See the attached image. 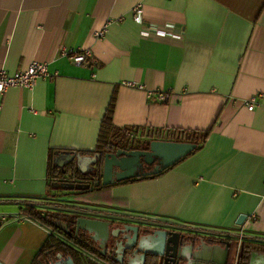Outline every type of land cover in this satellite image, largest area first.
<instances>
[{"label":"crops","instance_id":"1","mask_svg":"<svg viewBox=\"0 0 264 264\" xmlns=\"http://www.w3.org/2000/svg\"><path fill=\"white\" fill-rule=\"evenodd\" d=\"M64 52L90 57L75 65ZM35 62L54 79L0 95V263L32 264L50 236L19 214L26 204L79 208L114 229L125 219L190 233L194 251L202 241L264 242V0H0V72ZM115 92L117 128L139 138L211 131L206 144L154 179L53 189L57 153L96 150Z\"/></svg>","mask_w":264,"mask_h":264},{"label":"water","instance_id":"2","mask_svg":"<svg viewBox=\"0 0 264 264\" xmlns=\"http://www.w3.org/2000/svg\"><path fill=\"white\" fill-rule=\"evenodd\" d=\"M147 149H117L105 155L86 156L80 153H57L56 163L63 175L91 173L93 188L111 187L129 180L158 176L191 155L197 145L164 140L147 141ZM70 166L72 172L64 169ZM55 190L83 192L91 189L90 184L77 182H54ZM245 217L237 225L242 226ZM3 222L0 219V228ZM114 229L109 221L80 218L76 222V235L86 234L97 244L98 254L124 264H228L230 243L224 247L201 243L203 251H194L192 243L185 235L170 230H142L140 226L117 225ZM191 243V244H190ZM94 247H90L93 249ZM208 248V249H207ZM206 254V255H205ZM208 254V255H207ZM51 255V252L47 254ZM101 263H105L97 257ZM262 256L254 253L250 264H262ZM2 264V263H0ZM40 264H76L72 257L59 254L49 257Z\"/></svg>","mask_w":264,"mask_h":264},{"label":"trees","instance_id":"3","mask_svg":"<svg viewBox=\"0 0 264 264\" xmlns=\"http://www.w3.org/2000/svg\"><path fill=\"white\" fill-rule=\"evenodd\" d=\"M116 92L114 93L110 105L107 109V112L104 116L101 132L98 140L97 148L92 153H87L86 155L94 156L95 154L105 155L107 153H113L117 149L124 150H144L147 149V141L151 140H164V141H173L179 143H192L197 145V149L194 152L199 151L206 144L211 131L205 132H179L178 135H173L172 138L164 137L160 134L154 135L149 134L147 137L138 136V131L134 129L126 128L121 130L114 126L113 124V115L116 106ZM128 133H132L135 138H130ZM166 139V140H165ZM52 160V155L51 159ZM56 176L55 171L52 166L50 167L49 177L53 183V177L57 178L61 182H65L66 177L62 173ZM158 176L140 178L129 180L126 182L119 183L115 186H121L126 184H132L143 180L154 179ZM51 183V186H52ZM113 187V186H111ZM111 187H100L95 190L109 189ZM89 193V192H86ZM62 194L71 195L75 194L73 192H66ZM51 199H56V196L48 195ZM53 210L41 211L36 206L26 204L20 208L19 214L34 221L39 224L41 227L47 229L50 232V236L42 247V249L37 254L35 260L32 264H40V262H45L47 258L52 257L56 258L57 255L61 254L64 257H72L76 264H96L90 257L96 259L100 257L101 260L106 261L107 263L113 262L114 259H107L98 254L97 244L93 242L88 235L80 234L76 235V222L80 218H88L85 216V213L79 208L67 206L61 203L50 204ZM92 219V218H91ZM122 220V221H121ZM118 225L124 226L125 219H121ZM189 240H199V236L192 234H185ZM206 239V238H203ZM218 242L219 240L212 239L211 242ZM230 243V254L228 264H234L236 254L238 251V239L229 238L227 241ZM90 247H94L90 249ZM51 252V255L48 256L46 253ZM253 253H259L264 255V242L262 240L249 241L243 240L239 253L238 264H249L251 256ZM114 263H116L114 261Z\"/></svg>","mask_w":264,"mask_h":264},{"label":"built area","instance_id":"4","mask_svg":"<svg viewBox=\"0 0 264 264\" xmlns=\"http://www.w3.org/2000/svg\"><path fill=\"white\" fill-rule=\"evenodd\" d=\"M144 11L142 6H137L133 10V15L135 17V21L137 23L141 22V17L143 16ZM103 36V32H97L95 34L96 38H101ZM64 56L70 58L73 64L75 65H84L88 63V58L90 57L89 52H81V53H63ZM55 77V74L50 73L47 64L35 62L25 71H20L17 74L10 76L5 71L0 72V95H4L11 88H19V89H33L40 80L51 81ZM159 99L163 101L165 98L163 95H159ZM249 110H254V98L250 100L248 104ZM130 138H135L132 133H128ZM243 243V238L240 237L238 239V251L235 259V264H238L239 261V253L241 249V245Z\"/></svg>","mask_w":264,"mask_h":264},{"label":"flooded vegetation","instance_id":"5","mask_svg":"<svg viewBox=\"0 0 264 264\" xmlns=\"http://www.w3.org/2000/svg\"><path fill=\"white\" fill-rule=\"evenodd\" d=\"M61 173V172H60ZM64 177H66L65 182H77V183H82V184H90L91 185V189L88 191H83L79 194H84L86 192H91L93 191L95 188H93V184L94 182L91 181V173L86 172V173H77L76 175H64ZM108 259V258H107ZM96 264H117V263H113L111 261V263H107L106 261H104L105 263H101L100 261H96V259H92Z\"/></svg>","mask_w":264,"mask_h":264},{"label":"rangeland","instance_id":"6","mask_svg":"<svg viewBox=\"0 0 264 264\" xmlns=\"http://www.w3.org/2000/svg\"><path fill=\"white\" fill-rule=\"evenodd\" d=\"M62 192H64V193H66V191H62ZM69 192V191H68ZM73 193H75V194H79V193H81V192H76V191H74ZM90 259H94L92 256L90 257L89 255H87Z\"/></svg>","mask_w":264,"mask_h":264}]
</instances>
